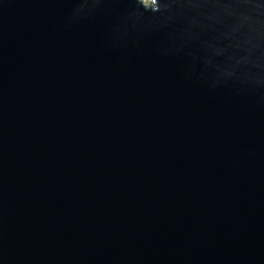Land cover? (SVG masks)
<instances>
[{"label":"water","instance_id":"95a60500","mask_svg":"<svg viewBox=\"0 0 264 264\" xmlns=\"http://www.w3.org/2000/svg\"><path fill=\"white\" fill-rule=\"evenodd\" d=\"M0 264H264V0H0Z\"/></svg>","mask_w":264,"mask_h":264}]
</instances>
